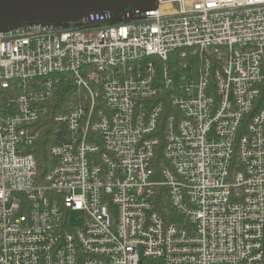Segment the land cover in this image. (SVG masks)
<instances>
[{
    "label": "built area",
    "instance_id": "2783aa9c",
    "mask_svg": "<svg viewBox=\"0 0 264 264\" xmlns=\"http://www.w3.org/2000/svg\"><path fill=\"white\" fill-rule=\"evenodd\" d=\"M84 15L0 27V264H264V0Z\"/></svg>",
    "mask_w": 264,
    "mask_h": 264
},
{
    "label": "water",
    "instance_id": "95a60500",
    "mask_svg": "<svg viewBox=\"0 0 264 264\" xmlns=\"http://www.w3.org/2000/svg\"><path fill=\"white\" fill-rule=\"evenodd\" d=\"M134 0H0V27L30 21H79L95 10H121Z\"/></svg>",
    "mask_w": 264,
    "mask_h": 264
},
{
    "label": "trees",
    "instance_id": "16d2710c",
    "mask_svg": "<svg viewBox=\"0 0 264 264\" xmlns=\"http://www.w3.org/2000/svg\"><path fill=\"white\" fill-rule=\"evenodd\" d=\"M56 88L57 91L54 97L47 101L48 111L40 120L42 123V130L40 131L42 133L41 138L32 149L36 161H38V169L41 173L47 171L51 163H53L51 149L56 142V136L52 130L55 116L69 112V99L75 93V89L71 88L70 84L68 85L67 83L62 82L58 84ZM157 158L160 162H164L160 153ZM161 201H165L166 207L169 208L170 203H168L167 199L164 198V200L161 199Z\"/></svg>",
    "mask_w": 264,
    "mask_h": 264
},
{
    "label": "rangeland",
    "instance_id": "374dc122",
    "mask_svg": "<svg viewBox=\"0 0 264 264\" xmlns=\"http://www.w3.org/2000/svg\"><path fill=\"white\" fill-rule=\"evenodd\" d=\"M199 65H200V61L199 59H196L193 61V66H192V70L194 72V81L198 80L199 77ZM139 264H164L162 259H153V258H145L139 262Z\"/></svg>",
    "mask_w": 264,
    "mask_h": 264
}]
</instances>
